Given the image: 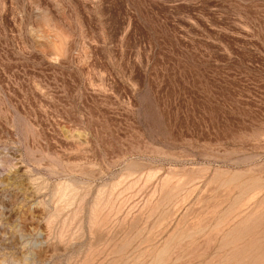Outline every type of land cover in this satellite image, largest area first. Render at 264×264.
<instances>
[{
  "label": "rangeland",
  "instance_id": "rangeland-1",
  "mask_svg": "<svg viewBox=\"0 0 264 264\" xmlns=\"http://www.w3.org/2000/svg\"><path fill=\"white\" fill-rule=\"evenodd\" d=\"M0 264H264V0H0Z\"/></svg>",
  "mask_w": 264,
  "mask_h": 264
}]
</instances>
